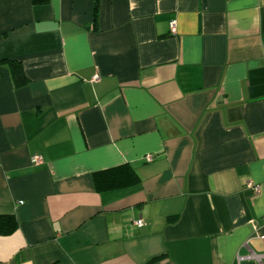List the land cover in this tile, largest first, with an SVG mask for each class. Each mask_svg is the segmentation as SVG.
I'll list each match as a JSON object with an SVG mask.
<instances>
[{
	"label": "crops",
	"instance_id": "obj_1",
	"mask_svg": "<svg viewBox=\"0 0 264 264\" xmlns=\"http://www.w3.org/2000/svg\"><path fill=\"white\" fill-rule=\"evenodd\" d=\"M0 214V264H264V0H0Z\"/></svg>",
	"mask_w": 264,
	"mask_h": 264
},
{
	"label": "trees",
	"instance_id": "obj_2",
	"mask_svg": "<svg viewBox=\"0 0 264 264\" xmlns=\"http://www.w3.org/2000/svg\"><path fill=\"white\" fill-rule=\"evenodd\" d=\"M36 4H43L47 0H32ZM12 81L16 87L26 83V77L20 64L16 61H8ZM95 189L104 191L112 188H120L130 185L137 177L134 170L129 165H122L92 174ZM175 216H170L168 220L173 221ZM17 228V221L12 214H0V235H9ZM159 258H156V260Z\"/></svg>",
	"mask_w": 264,
	"mask_h": 264
},
{
	"label": "built area",
	"instance_id": "obj_3",
	"mask_svg": "<svg viewBox=\"0 0 264 264\" xmlns=\"http://www.w3.org/2000/svg\"><path fill=\"white\" fill-rule=\"evenodd\" d=\"M169 27H170V31L174 33V32H175V20H174V19L170 20V22H169ZM95 79H97V77H94V80H95ZM145 159H146L147 161H150V160L152 159V156H151V155H146V156H145ZM41 161H42V158H41L40 155H33V156L31 157V162H32V163L37 164V163H40ZM248 185H249L250 187H252L253 189H255L256 192H259V187H258L257 185H253L252 183H248ZM133 223H134L136 226H138V227L143 225V222H142L141 219H137V220H135Z\"/></svg>",
	"mask_w": 264,
	"mask_h": 264
}]
</instances>
